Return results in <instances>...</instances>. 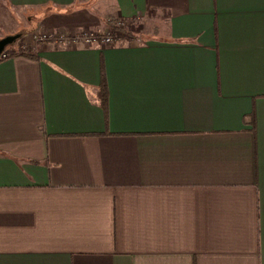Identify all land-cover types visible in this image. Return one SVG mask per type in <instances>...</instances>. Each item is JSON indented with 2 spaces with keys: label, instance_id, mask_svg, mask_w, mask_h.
<instances>
[{
  "label": "crops",
  "instance_id": "1",
  "mask_svg": "<svg viewBox=\"0 0 264 264\" xmlns=\"http://www.w3.org/2000/svg\"><path fill=\"white\" fill-rule=\"evenodd\" d=\"M17 33L0 264H264V0H0Z\"/></svg>",
  "mask_w": 264,
  "mask_h": 264
},
{
  "label": "built area",
  "instance_id": "2",
  "mask_svg": "<svg viewBox=\"0 0 264 264\" xmlns=\"http://www.w3.org/2000/svg\"><path fill=\"white\" fill-rule=\"evenodd\" d=\"M127 27V20L124 18H117L113 21L112 29L104 34H99L95 31L86 30L80 33L66 34L57 30H46L39 28L34 38L39 42H55L65 45H92V44H113L116 39L123 37L125 28ZM13 47L8 46L0 56L6 57L12 54Z\"/></svg>",
  "mask_w": 264,
  "mask_h": 264
},
{
  "label": "trees",
  "instance_id": "3",
  "mask_svg": "<svg viewBox=\"0 0 264 264\" xmlns=\"http://www.w3.org/2000/svg\"><path fill=\"white\" fill-rule=\"evenodd\" d=\"M126 29V28H125ZM16 42V41H15ZM14 42V43H15ZM13 43V44H14ZM30 47L31 46H28L26 45L25 47H20V48H14L13 51H12V54L10 55H26V56H32L33 55L31 53H29L30 51ZM9 55V56H10ZM8 56L6 57H3V56H0V60L2 59H5L7 58ZM100 96H101V99H102V104H103V107L105 109V112L106 114L108 113L107 111V102H108V91H107V87H106V82L104 80V76L102 75L101 76V89H100Z\"/></svg>",
  "mask_w": 264,
  "mask_h": 264
},
{
  "label": "water",
  "instance_id": "4",
  "mask_svg": "<svg viewBox=\"0 0 264 264\" xmlns=\"http://www.w3.org/2000/svg\"><path fill=\"white\" fill-rule=\"evenodd\" d=\"M20 34H10L2 37L0 39V55L8 47L13 45V43L19 38Z\"/></svg>",
  "mask_w": 264,
  "mask_h": 264
}]
</instances>
